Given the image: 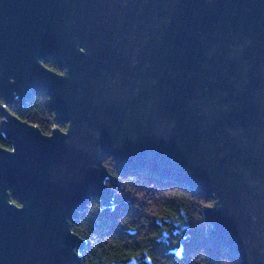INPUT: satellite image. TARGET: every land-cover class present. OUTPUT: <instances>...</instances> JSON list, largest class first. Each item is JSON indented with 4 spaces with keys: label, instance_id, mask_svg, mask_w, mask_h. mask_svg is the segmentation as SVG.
<instances>
[{
    "label": "water",
    "instance_id": "water-1",
    "mask_svg": "<svg viewBox=\"0 0 264 264\" xmlns=\"http://www.w3.org/2000/svg\"><path fill=\"white\" fill-rule=\"evenodd\" d=\"M0 93V264H81L108 157L212 200L209 245L264 264V0H0ZM36 94L50 134L10 111Z\"/></svg>",
    "mask_w": 264,
    "mask_h": 264
},
{
    "label": "trees",
    "instance_id": "trees-1",
    "mask_svg": "<svg viewBox=\"0 0 264 264\" xmlns=\"http://www.w3.org/2000/svg\"><path fill=\"white\" fill-rule=\"evenodd\" d=\"M45 65L62 72L51 60ZM10 111L45 134L55 125L49 100L40 94L26 106L14 103ZM2 121L0 110V146L12 149L1 131ZM105 165L119 180L112 205L91 198L71 224L85 241L78 252L81 264H241L226 249L209 245L204 208L212 200L146 172H119L109 157ZM11 200L19 204L13 194Z\"/></svg>",
    "mask_w": 264,
    "mask_h": 264
},
{
    "label": "rangeland",
    "instance_id": "rangeland-1",
    "mask_svg": "<svg viewBox=\"0 0 264 264\" xmlns=\"http://www.w3.org/2000/svg\"><path fill=\"white\" fill-rule=\"evenodd\" d=\"M61 73V72H60ZM61 129H62V127H61ZM63 131H65L66 129H62ZM209 205H212V202L209 204Z\"/></svg>",
    "mask_w": 264,
    "mask_h": 264
},
{
    "label": "flooded vegetation",
    "instance_id": "flooded-vegetation-1",
    "mask_svg": "<svg viewBox=\"0 0 264 264\" xmlns=\"http://www.w3.org/2000/svg\"><path fill=\"white\" fill-rule=\"evenodd\" d=\"M62 73V72H61ZM62 125V124H61ZM61 125H60V127H61ZM66 126V125H65ZM65 129H66V127H65ZM51 133V132H50Z\"/></svg>",
    "mask_w": 264,
    "mask_h": 264
}]
</instances>
